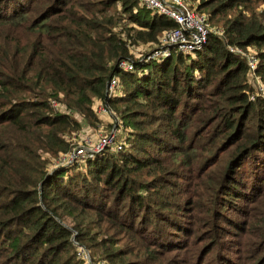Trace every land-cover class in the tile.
I'll list each match as a JSON object with an SVG mask.
<instances>
[{
	"label": "trees",
	"instance_id": "trees-1",
	"mask_svg": "<svg viewBox=\"0 0 264 264\" xmlns=\"http://www.w3.org/2000/svg\"><path fill=\"white\" fill-rule=\"evenodd\" d=\"M192 1L220 31L148 57L177 23L138 0H0V264H264V0ZM95 98L121 147L56 163Z\"/></svg>",
	"mask_w": 264,
	"mask_h": 264
},
{
	"label": "built area",
	"instance_id": "built-area-1",
	"mask_svg": "<svg viewBox=\"0 0 264 264\" xmlns=\"http://www.w3.org/2000/svg\"><path fill=\"white\" fill-rule=\"evenodd\" d=\"M146 7L152 9L154 12L164 14L172 18L177 26L166 29L159 37V41L156 42L149 50H151L148 57L158 55H168L171 51L188 52L196 47H199L207 38V34L210 30L219 32L220 30L209 26L207 16L204 12L195 8V2L192 0H138ZM247 54V65L250 70H254L257 65L258 57L253 53ZM121 65L128 66V62L121 61ZM118 85V77L113 76L107 83L106 93L113 94L116 86ZM257 92H260L264 96V86L259 82L257 84ZM254 93L250 94V98H253ZM51 103L56 106V102L51 100ZM97 105V108L95 107ZM94 111L99 113H106L113 115V109L108 106L107 103L99 101L93 103ZM117 123V118L114 117L113 128ZM115 144L117 148L121 147V142L116 141L114 134L105 135L96 142H91L89 138L81 139L74 145L71 151L61 154L56 163H69L73 159L77 158L83 162L86 157L91 156L94 152L100 150L108 144ZM80 253L83 258L88 259V252L80 246Z\"/></svg>",
	"mask_w": 264,
	"mask_h": 264
},
{
	"label": "rangeland",
	"instance_id": "rangeland-1",
	"mask_svg": "<svg viewBox=\"0 0 264 264\" xmlns=\"http://www.w3.org/2000/svg\"><path fill=\"white\" fill-rule=\"evenodd\" d=\"M259 8H264V4L259 5ZM260 10V9H259ZM153 10L150 9V13H152ZM155 43H137L134 44V46H130V51L132 55L138 56L141 52L144 50H148L151 46H153ZM255 50L253 47H248L246 49V52H249V54H252ZM119 78V77H118ZM249 80L257 87L259 84L258 76L254 74V72H250L249 74ZM117 88V87H116ZM94 102H98V99H94ZM97 108V105H95ZM113 109V108H111ZM94 110V109H93ZM96 113V111H94ZM114 117L117 118V123H118V116L116 115L115 111L113 110V115H109L106 113H96V118L95 119H85L82 116L76 115L77 120L80 122L79 128L70 133L71 138L76 141V144L84 138H89L91 142H96L100 138H102L105 135H110L111 133L114 134L115 140L118 141L123 135V129L119 127L118 124L115 125V129L113 128L114 124ZM253 203H250L249 206H252ZM248 214L252 215L254 214V211L247 210ZM258 218V217H255ZM252 220L255 221L256 219ZM234 234L237 235V230H234ZM192 238L194 241H198V238L196 239V235L193 234ZM245 238V236H244ZM83 248V246H81ZM88 252V260H89V255L90 251L89 249L84 246ZM182 249L174 250V251H165L164 249H160L155 252V255L152 256L147 262L148 264H187L188 261V255L191 254L190 250H184L186 253L183 255H178ZM240 256V255H239ZM252 255L248 254L246 251L244 252V255L240 256V264L243 262H247V258H250ZM249 262V261H248Z\"/></svg>",
	"mask_w": 264,
	"mask_h": 264
}]
</instances>
